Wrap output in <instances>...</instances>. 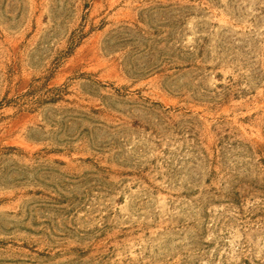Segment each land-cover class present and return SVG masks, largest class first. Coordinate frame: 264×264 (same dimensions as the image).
Masks as SVG:
<instances>
[{"label": "rangeland", "instance_id": "rangeland-1", "mask_svg": "<svg viewBox=\"0 0 264 264\" xmlns=\"http://www.w3.org/2000/svg\"><path fill=\"white\" fill-rule=\"evenodd\" d=\"M0 264H264V0H0Z\"/></svg>", "mask_w": 264, "mask_h": 264}]
</instances>
